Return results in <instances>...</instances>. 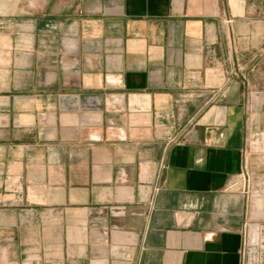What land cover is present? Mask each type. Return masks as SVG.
Segmentation results:
<instances>
[{
    "label": "crops",
    "instance_id": "0c3cea01",
    "mask_svg": "<svg viewBox=\"0 0 264 264\" xmlns=\"http://www.w3.org/2000/svg\"><path fill=\"white\" fill-rule=\"evenodd\" d=\"M256 130L264 0H0V264H264Z\"/></svg>",
    "mask_w": 264,
    "mask_h": 264
},
{
    "label": "rangeland",
    "instance_id": "374dc122",
    "mask_svg": "<svg viewBox=\"0 0 264 264\" xmlns=\"http://www.w3.org/2000/svg\"><path fill=\"white\" fill-rule=\"evenodd\" d=\"M247 182L252 188L256 189L264 183V130H256L249 144L248 159L243 173ZM253 233H255L253 231ZM255 235H251L248 240L247 248L250 252L249 264L258 263V250Z\"/></svg>",
    "mask_w": 264,
    "mask_h": 264
}]
</instances>
